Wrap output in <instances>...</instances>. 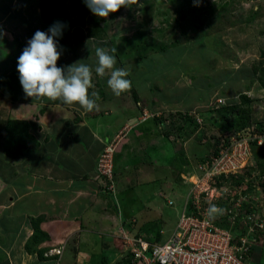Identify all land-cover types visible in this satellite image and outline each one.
<instances>
[{
  "label": "rangeland",
  "instance_id": "1",
  "mask_svg": "<svg viewBox=\"0 0 264 264\" xmlns=\"http://www.w3.org/2000/svg\"><path fill=\"white\" fill-rule=\"evenodd\" d=\"M139 3L143 6L133 5L114 18L95 15L107 32V39L102 43L86 37L85 30L81 38L78 28L62 30L56 38L62 49L57 66L64 68L59 63L67 60V66L78 61L90 65L94 87L89 90L99 97L103 94V98L106 97L103 91L110 95L92 112L101 110L105 132L116 135L112 144L114 175L112 183L102 180L106 189L110 186V191L102 195L103 204L95 207L94 218L102 222L95 225L93 234L99 240V233L109 237L113 232L112 228L100 230L110 227L109 221L103 222L107 212L100 210L108 200L119 216L112 221L117 222L114 229L117 233L103 253L99 248L89 254L82 252L80 260L85 261L73 264H118L124 260L128 250L120 230L122 219L127 225L137 221L134 227L148 239L158 234L160 242H164L171 236L183 212L189 186L195 181L184 178L187 170L215 149L217 138L224 132L223 121L211 119L212 109L202 105L219 96L224 98V103H230L251 86L252 90L247 93L257 100L253 105L254 122H264V99L251 82L252 63L259 59L264 48V0H200L199 4L195 0H139ZM67 7L75 16L73 0L67 2ZM28 16L40 19V6L30 10ZM214 23L220 32L206 34L207 26ZM104 44H107L105 49H117L115 53L110 52L117 60L115 68L130 69L126 78L131 81V88L120 96L114 95L107 84L110 70L106 72L104 89L102 77L95 76L98 58L94 49ZM137 99L142 102L139 106ZM150 105L154 108L149 111ZM110 108L112 111L104 110ZM143 108L149 113L143 115ZM188 108L202 117L203 125H199L190 140L184 133L176 132L178 125L166 137L168 128L162 124V117L172 112L185 116ZM192 129L190 126L188 132H193ZM261 146L253 149L255 164L243 177L248 179V185L260 184L261 190L254 195L264 199V177L260 168L256 169L264 166V145ZM185 151L191 156L189 160ZM98 165L99 160L96 168L102 178ZM169 201L173 203L170 205ZM105 237L102 242L109 243ZM125 260L122 263L128 264ZM261 262L264 263V257Z\"/></svg>",
  "mask_w": 264,
  "mask_h": 264
},
{
  "label": "crops",
  "instance_id": "2",
  "mask_svg": "<svg viewBox=\"0 0 264 264\" xmlns=\"http://www.w3.org/2000/svg\"><path fill=\"white\" fill-rule=\"evenodd\" d=\"M38 5L39 0H0V33L3 34L0 38V76L16 73L19 80V56L34 33L37 30L44 31L47 26L41 16L40 19L28 16L29 11L35 10ZM67 65L68 60L59 63L63 67ZM105 78L106 75L100 83L103 89ZM255 88L259 90L260 98L264 99V90L258 83H255ZM91 93L92 90H89V95ZM103 93L106 97L110 96L108 92ZM18 95V98L12 100L0 90V264L84 262L85 259L80 260L79 254H89L96 248L103 253L117 233V222L112 221L119 216L108 200L100 210L107 212L103 222L109 221L110 227L104 226L100 230L112 228L113 232L109 237L99 233V240L93 234L95 225L102 222L94 218L95 207L103 204L102 195L110 191V186L106 189L102 183L104 179L97 173V162L104 149L114 142L116 135L105 132L100 119L101 110L93 113L95 109L86 111L78 103L64 104L61 100H51L46 96L28 97L23 88ZM106 97H100L98 106L100 102L106 101ZM137 101V106L141 105L142 102L139 99ZM201 107L204 108V105ZM153 108L150 105L148 110ZM188 109L190 113L194 110ZM104 110L112 111L111 108ZM145 113L149 112L143 108L142 114ZM145 117L150 119L148 115ZM9 120L28 121L32 124V139L22 155L15 160L3 152ZM259 147L262 146L256 148ZM185 157L189 160V152L185 151ZM39 216L46 217L40 228L48 239L38 245L39 249H46L45 259L26 250L27 241L33 233L31 218ZM122 220L120 230L139 233L134 227L137 221L133 219L134 225H127V221ZM104 237L109 243L102 242ZM69 244L75 250L69 248ZM262 257L264 237L256 244L251 263L262 264Z\"/></svg>",
  "mask_w": 264,
  "mask_h": 264
},
{
  "label": "built area",
  "instance_id": "3",
  "mask_svg": "<svg viewBox=\"0 0 264 264\" xmlns=\"http://www.w3.org/2000/svg\"><path fill=\"white\" fill-rule=\"evenodd\" d=\"M223 103L218 99L216 107ZM198 122L202 125L201 119ZM254 141L263 144L264 135H234L217 153L199 163L188 176L195 181L189 186L183 212L167 240L154 243L145 236L134 238L123 232L135 264H250L247 258L264 232V199L254 195L261 190L260 184L248 185V179L238 184L232 179L243 177L255 164ZM112 144L101 153L98 165L99 173L110 183ZM250 186L252 192L247 193ZM210 204L223 209V214L209 218Z\"/></svg>",
  "mask_w": 264,
  "mask_h": 264
},
{
  "label": "trees",
  "instance_id": "4",
  "mask_svg": "<svg viewBox=\"0 0 264 264\" xmlns=\"http://www.w3.org/2000/svg\"><path fill=\"white\" fill-rule=\"evenodd\" d=\"M68 0H39L40 6V16L42 20L48 25V30L51 26H53L56 22H61L65 27L62 29L64 31H72L75 28H78L77 32L79 33L81 38H84V32L86 31V37L92 38L99 42H104L107 39V32L104 25H101L100 22L96 19L95 15L90 11V9L84 3V0H73L76 15L72 16L67 7ZM124 9L122 7L119 11L115 13H110L109 16L111 18L116 17L119 15ZM185 19V18H184ZM183 19V20H184ZM177 24L176 26H179ZM218 24L214 23V25L207 26L208 29L206 30V34H215L220 32L221 29H218ZM85 30V31H84ZM180 34V33H179ZM177 42V40H176ZM107 44L101 46L105 48ZM100 47V45L98 46ZM96 49V48H95ZM94 49V51H95ZM93 51V50H92ZM119 60V56L117 55ZM252 84L258 83L259 87L264 90V48L260 51L259 59H256L252 63ZM99 77L98 75H95ZM250 87L247 88L246 92L238 94V99L230 103H223L216 107L218 99H224L222 97H216V99L210 103L204 105V108L212 109L211 111V119H221L224 124V132H222L221 137L217 138L215 149L201 160H207L211 155L217 153L220 147L227 143L231 137L235 136H244V137H252L255 134L264 135V122H254L253 119V105H255L257 100L253 98L251 95L247 93L250 91ZM22 89V85L20 80H18V75L16 73L2 75L0 76V90L6 95V97L10 99H16L19 97V90ZM101 94L100 96H102ZM264 101V100H263ZM138 102V101H136ZM192 115V116H191ZM203 116V114H201ZM209 118V119H210ZM198 119L202 120V117L194 113H188L185 116H182L180 113H170L168 116L162 117V124L165 125L168 130L166 137H170L171 131L174 130L175 126L178 125L176 128V132L178 131L180 134L184 133L188 139L196 133L199 128ZM190 126L193 127V132H188ZM32 127L31 122L22 121V120H9L6 124V138L5 143L3 144V152L4 154L10 159H17L19 158L32 136L30 134V129ZM36 142V141H35ZM257 142L252 143V148L256 149ZM260 168V169H259ZM256 169H259L264 175V166H257ZM182 170V168H181ZM191 173V168L187 170V175ZM105 181H108L105 176L102 177ZM244 180V177H240L239 179L233 178V183H241ZM262 187L264 188V182H262ZM252 187H248L247 193L252 192ZM46 219L45 216H39L37 218H31V225L33 228L32 236L29 238L26 244V250L28 253L32 254L35 253L38 255L40 259H45L44 252L46 249H39L38 245L48 239V236L45 232H43L40 228L41 222ZM126 232V231H125ZM130 236L137 238L142 234L134 233L132 230H127L126 232ZM262 236V237H261ZM260 240L264 237V232L261 234ZM147 237V236H146ZM160 236H157L153 239H147L154 243H160L161 239ZM259 240V241H260ZM256 245L253 246L251 254L248 256L247 261L251 263V255ZM59 255V254H58ZM127 261L130 263L133 262V255L129 252L126 254ZM119 262L118 264H124L123 261Z\"/></svg>",
  "mask_w": 264,
  "mask_h": 264
},
{
  "label": "clouds",
  "instance_id": "5",
  "mask_svg": "<svg viewBox=\"0 0 264 264\" xmlns=\"http://www.w3.org/2000/svg\"><path fill=\"white\" fill-rule=\"evenodd\" d=\"M195 2L199 4L200 0H195ZM84 3L94 15L100 18H107L110 13H115L122 7L130 9L133 5L143 6L139 0H84ZM64 27L65 25L61 22H56L48 32L37 30L28 41V46L24 48L17 63L22 88L28 97L46 96L51 100H61L64 104L78 103L86 111L98 109L97 101L100 99L98 93L92 92L89 95V89L94 87L92 67L80 61L64 68L57 66L62 49L56 38L61 36ZM2 35L0 33V38ZM116 51V48L109 50L97 47L95 49V55L98 58L95 73L104 77L110 70L107 84L114 95L120 96L131 88V81L126 78L130 75V69L114 67L117 60L110 52L115 53ZM197 166L193 167L191 173ZM191 173L185 177L190 176ZM223 211L217 205L210 204L207 213L209 218H215L223 214ZM142 236L145 235L142 234Z\"/></svg>",
  "mask_w": 264,
  "mask_h": 264
}]
</instances>
